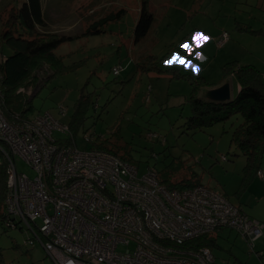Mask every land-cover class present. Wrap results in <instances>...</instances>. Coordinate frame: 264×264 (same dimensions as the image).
Wrapping results in <instances>:
<instances>
[{
    "label": "rangeland",
    "instance_id": "374dc122",
    "mask_svg": "<svg viewBox=\"0 0 264 264\" xmlns=\"http://www.w3.org/2000/svg\"><path fill=\"white\" fill-rule=\"evenodd\" d=\"M40 1L45 25L39 31L77 38L55 51L65 71L46 68L41 73L42 81L33 86L40 88L37 95L32 98L25 95V99H32L27 117L49 112L71 127L69 135L59 132L54 135L63 144L72 143L82 151H90L97 145L112 146L120 151L119 155H125L129 164L139 168V176L154 169L164 179L170 176L175 177L173 180H197L237 205L236 192L244 184L247 159L231 144V137L243 123L241 116L202 129L190 127L188 99L195 86L180 79L174 80L169 88L165 82L160 83L154 91L147 74L142 76L137 70L139 65L148 67L155 57L159 61L165 57L159 63L163 69L179 67L193 77L202 75L206 79L202 85L205 93L227 82L224 78L230 81L235 76L224 71L228 63L233 64L232 68L254 67L264 80V0H147V10L154 22L147 37L139 42L134 31L143 0ZM25 2L0 0V59L12 52L2 41L4 22L13 7L20 8ZM122 9L125 13L121 19L113 18L101 26L102 33L86 34L92 24ZM224 32L230 36L229 44L219 48L217 42ZM196 33L208 38L195 48L196 52L204 53L203 61L195 60V54L183 47L187 44L193 48L192 36ZM173 55L198 65L199 74L194 76L180 62L166 66ZM116 69H121L120 76L115 75ZM50 71L55 75L48 79ZM235 81L233 94L237 90ZM82 95L89 101L77 112ZM61 106L64 114L60 112ZM86 137H92L93 141ZM223 157L227 161L223 162ZM18 168L34 178L33 170L21 160ZM254 182L258 186L244 191L247 194L243 198L249 202L246 208L257 202V196L264 197L263 181L256 177ZM260 208L264 209V202ZM212 235L217 238L216 245L211 247L214 264H264V234L254 243V250L231 229ZM30 239L35 240L30 231L6 228L1 222L0 249L5 264H54L42 244L38 240L32 244Z\"/></svg>",
    "mask_w": 264,
    "mask_h": 264
},
{
    "label": "built area",
    "instance_id": "2783aa9c",
    "mask_svg": "<svg viewBox=\"0 0 264 264\" xmlns=\"http://www.w3.org/2000/svg\"><path fill=\"white\" fill-rule=\"evenodd\" d=\"M229 38L224 32L218 45ZM39 91L32 86L17 93L32 98ZM6 105L0 90V156L7 162L2 224L30 231L54 264H214L209 248L185 243L228 228L254 250L264 234L263 222L223 194L201 184L169 189L154 169L139 176L138 167L112 152L63 144L55 133L71 130L49 112L9 119ZM18 160L34 178L19 170ZM257 175L264 178L262 171Z\"/></svg>",
    "mask_w": 264,
    "mask_h": 264
},
{
    "label": "trees",
    "instance_id": "16d2710c",
    "mask_svg": "<svg viewBox=\"0 0 264 264\" xmlns=\"http://www.w3.org/2000/svg\"><path fill=\"white\" fill-rule=\"evenodd\" d=\"M124 13L125 10L122 9L116 14L108 15L102 21L92 24V26L88 28L86 34L102 33L100 29L101 26L113 18L117 20L121 19ZM153 22V16L147 10V0H143L141 14L134 31L135 40L137 42L147 37ZM44 25L45 21L40 0H27L20 8L13 7L7 21L4 22V30L1 34L2 41L7 44L12 52L9 56L0 59V90H2L6 97V116L9 119L14 118L16 113H20L24 118L28 119L27 113L32 110L30 107L32 99H25V96L18 94L17 91L20 88L36 86L40 81L41 73L48 67L52 71L54 68L57 69V72L65 71L63 62L60 57L55 54V51L62 44L71 42L77 37L58 35L56 33H41L39 27ZM239 29L243 30L242 28ZM162 60L163 59L159 61L157 57H155L148 67L141 66L139 68V65L138 69L144 73L148 69L155 70V68H161L159 67V63H163L165 57L164 60ZM232 66L233 64L228 63L224 67V71H231L235 75L234 77L241 87L239 93L228 103H215L192 97L189 102L192 115L189 117L187 124H189L190 127L202 129L224 123L232 116H241L243 123L234 129L231 137V144L238 148L247 159L243 179V185L246 186L247 184L245 183H248L250 179L257 176L258 171H261L263 162L264 84L262 76H260L259 72L256 71L254 67H243L238 65L236 68H232ZM75 67L76 66H74L73 69H75ZM167 70L173 71L174 69L168 68ZM176 70L173 71L174 74L177 73ZM54 75L55 74L50 71L48 79H51ZM183 76H188L194 79V81L199 80L198 77H193L190 74ZM88 101L86 96L82 95L80 102L77 104V112H80ZM69 128L71 130V127ZM93 149L112 152L126 161L125 155H119L120 151L114 149L112 146L97 145L91 148V150ZM0 159L1 223L4 217L7 162L2 155ZM173 179H175V177L170 178V176L164 179L160 177L158 172V180L169 189L182 190L200 185L197 180H191L189 178L180 180ZM222 229L228 228H221L219 230ZM212 234L203 235L189 241L185 243L184 247L196 250L206 247L211 250V247L217 243V238ZM0 264H5L2 249H0Z\"/></svg>",
    "mask_w": 264,
    "mask_h": 264
},
{
    "label": "crops",
    "instance_id": "0c3cea01",
    "mask_svg": "<svg viewBox=\"0 0 264 264\" xmlns=\"http://www.w3.org/2000/svg\"><path fill=\"white\" fill-rule=\"evenodd\" d=\"M237 30H238V28H237ZM229 40H230V38H229ZM227 42L224 44V46H226V44H229ZM224 46H219L217 44V47H219V48L224 47ZM169 68H173L174 70L179 69L180 71L179 70H176L177 73L174 74V72H173L174 70L173 71H168L167 69H163V68H155V70L148 69L144 73H142V71H140L138 69L137 72L140 73L142 76H144V75L147 74V79H148V81H151L152 82L153 90L154 91H157L160 83H164L165 82L164 83L165 84V87L167 86L169 88L172 85V82L174 80H180V79L188 80L193 86H195L194 89H193V92H192L191 96L188 99V101L190 102V99L192 97L201 98V99L207 101L205 99V90H204L205 88H202V85H204L203 81L206 82V79L204 77H202V75H199L198 76V79L199 80H197L198 81L197 82V81H194V79L189 78L188 76L184 77L183 75H188V73L182 72V70L179 67H169ZM161 77H164L165 79L161 80L160 79ZM224 79L227 82H230L231 83L232 94H233V82L236 80L235 77L231 78L230 81H228V78H224ZM262 79H263V76H262ZM227 82H225V83H227ZM225 83H222V84L216 86V88L224 85ZM236 83H237L236 84L237 85V90H236V94H233L232 100L235 98V96L239 93V91L241 89L240 84H238V82H236ZM263 84H264V80H263ZM151 90H152V88L150 87L149 88V92ZM215 103H218V102H215ZM190 111H191V114H190V116H191L192 115V109H191V107H190ZM223 162H225V161H223ZM261 171L263 172V175H264V165L261 167ZM256 177H258V179H260V181H263V184H264V178H260L257 175L254 178L250 179V181H248V183H245V184H247L246 186L242 185V188H241L240 192L239 193L236 192V197L235 198L239 202L237 205L240 206L245 213H247L251 218L257 219V220H259V221H261V222L264 223V209L260 208V203L261 202H264V197L258 198V196H257L256 197L257 202H254L248 208H246L247 207V204L246 203H249V202L246 199L243 198L244 195L247 194L244 191L249 192L250 189L253 190L255 188L254 185H257L258 186V184L256 182H254ZM249 194H254V193H249ZM242 201L245 204H242Z\"/></svg>",
    "mask_w": 264,
    "mask_h": 264
},
{
    "label": "clouds",
    "instance_id": "9594fccd",
    "mask_svg": "<svg viewBox=\"0 0 264 264\" xmlns=\"http://www.w3.org/2000/svg\"><path fill=\"white\" fill-rule=\"evenodd\" d=\"M207 39H208L207 37L197 38L195 35H193L192 36L193 47H196V48L201 47ZM204 59H206L204 53L202 51H197L195 54V60L203 61ZM179 60H180V57L173 55L172 59L167 61L166 66H173ZM183 68L185 70H192L194 76L198 75L199 71H200L199 66L196 65L195 63H192V62H187L186 64L183 65ZM197 68H198V70H197Z\"/></svg>",
    "mask_w": 264,
    "mask_h": 264
},
{
    "label": "water",
    "instance_id": "95a60500",
    "mask_svg": "<svg viewBox=\"0 0 264 264\" xmlns=\"http://www.w3.org/2000/svg\"><path fill=\"white\" fill-rule=\"evenodd\" d=\"M232 96L233 94L230 82L205 93V99L207 101L218 103H228L232 101Z\"/></svg>",
    "mask_w": 264,
    "mask_h": 264
},
{
    "label": "snow or ice",
    "instance_id": "6c2138e0",
    "mask_svg": "<svg viewBox=\"0 0 264 264\" xmlns=\"http://www.w3.org/2000/svg\"><path fill=\"white\" fill-rule=\"evenodd\" d=\"M195 36L197 38H202V34H200V33H196ZM183 47L186 50V52H192L193 54H196V51H195L196 47L190 48L187 44H185ZM178 62H180L183 65L187 63V62L181 61V60H179ZM197 70H198V68H197Z\"/></svg>",
    "mask_w": 264,
    "mask_h": 264
}]
</instances>
